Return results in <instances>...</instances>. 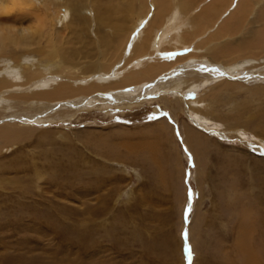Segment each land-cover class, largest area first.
Wrapping results in <instances>:
<instances>
[{"label":"rangeland","instance_id":"374dc122","mask_svg":"<svg viewBox=\"0 0 264 264\" xmlns=\"http://www.w3.org/2000/svg\"><path fill=\"white\" fill-rule=\"evenodd\" d=\"M129 1L100 0L109 11L97 5L99 13L92 7L83 12L89 27L80 26L82 31L65 25L70 16L56 23L60 11L51 4L49 14L43 9L48 16L39 39L26 11H16L12 23L0 21V34L14 39L0 47V78L5 69L20 68L45 78L55 74L58 83H89L100 78L95 68L102 64L107 72L123 49L121 61L87 95L22 103L20 97L38 88L16 76L5 78L0 132L11 137H0V264H244L243 245L264 264V52L243 50L232 56L239 58L233 64L204 53L203 46L212 43L203 44L205 38L228 18L227 10L213 28L201 32L194 24L198 35L185 48L159 50L153 57L172 64L164 72L121 86L126 72L113 81L115 70L125 67L133 38L154 13L147 0L146 20L130 31L135 14L126 9ZM200 1L186 10V22L216 0ZM100 12L109 23L98 24ZM188 27L182 37H189ZM126 29V35L112 37ZM249 30L217 40L215 48H238L262 26ZM55 31L59 55L49 59L47 35ZM112 38L109 55L118 57L106 63L101 42ZM224 64L238 68L227 71ZM88 66L94 70L84 75ZM196 109L204 120L200 128ZM228 131L230 139L221 135Z\"/></svg>","mask_w":264,"mask_h":264},{"label":"bare ground","instance_id":"6f19581e","mask_svg":"<svg viewBox=\"0 0 264 264\" xmlns=\"http://www.w3.org/2000/svg\"><path fill=\"white\" fill-rule=\"evenodd\" d=\"M59 1L60 0H0V21H1V23H4V24L12 23L17 18L15 16L16 11H26L29 13L26 15L27 18L31 17V19L32 20L34 19L35 23H36V30H35V32L32 31V35H35V37L37 36V39H39L43 35L42 28L46 24V20H47L46 17L50 13V5L51 4L53 6L55 5V8L58 9V12L60 11L58 19L56 18V21L55 20H53V21H55L56 23L63 24L64 22L66 23L67 17L70 16V18H72L71 22L69 21V23H66L65 25L69 26L70 23H73L74 24L73 25L74 31L76 29V26L79 29H81L78 31H82V29L85 28V27L80 28V26L84 25V26H86V29L89 27L88 26L89 20L87 19L88 17H85L83 15V12H85L86 10L91 11V10H89V9H91V7L94 10H96L98 13H99V9L96 7L97 5L100 8L104 7V11H107V10L109 11L108 5L105 6L103 4H100V0H94V2L89 3V4H87V2L89 0H63V2H61L60 4H59ZM150 1L152 2L153 8H154V13L152 15V18H150V15H149V19L147 20V24H146V29L144 31L140 32L139 34L135 35V37H134L135 39L133 38V40H134L132 43L133 47L131 48L132 49L131 53L133 55L131 56L130 59L128 58L127 64H124L125 67L121 70L120 69L115 70L116 74L113 75L112 79L114 81L116 76H119V75L121 76V75H123L122 72L123 73H124V71L126 72L123 75L122 79H119L120 80L119 83L121 84V86L126 87L130 84H137L139 81H145L148 79H152V78L156 77L157 75H159L161 72H164L172 64L168 63L167 61L161 60L160 57H157V59H156V57H153L157 54V52L159 50H163V51L164 50H170V52H171L172 50H176V49L178 50L180 48H185L187 45H189V43L192 42L191 41L192 37L193 36L197 37V35H198V34H194V31H192V28H194L193 27L194 24L199 25V30H201V32L205 28H207V29L213 28L214 24L217 23V19L219 20V17L221 16V14H224V12L227 10L229 11V14L231 13L230 15H227L228 18L225 21H222L221 25H219V26L217 25L216 29L213 30V33L210 36L205 38V42L203 41L204 42L203 44H205V45L208 42H212V43H210V47H208V46L204 47L203 46V50H205L204 53L206 55H208V54L211 55L214 60H218L219 57H223V56L227 57V58H229V61H230V63L229 62L228 63L233 64V63H235L236 59H239L236 57L242 56L241 54L238 55V53H243V50H248V52H252V54H253V52H255L254 54H259V55L261 52H264V10L261 12L259 17H256L252 21L248 20L249 15L254 11V9L256 10V9H258V7H261V5H263L262 4L263 0L262 1L261 0H237V3L235 2L234 5H233L234 0H216L215 3L210 5L208 7V9H205L202 13H201V11H199L200 15L196 16V18H194V21L189 20L188 22H186V20H188V16H187V13H185V12H186V10H189L192 6H194L196 4V2L198 3L199 0L198 1L197 0H150ZM150 1L147 2V0H130L128 2V4L126 5V9L129 12H132L135 14L132 25L129 28L130 31L131 30L133 31L136 28V24H138L139 22H142L143 19H144V21L146 20L145 18H147L146 16L150 10L149 9ZM203 1L204 0H201L200 2H203ZM32 2H34V3H32ZM37 2H39V4H40L39 6L35 5V3H37ZM34 8H36V9H34ZM32 9H34V10H32ZM43 9H44L45 13H48L45 16L44 15L42 16ZM100 15H101L100 17L99 16L97 17V19L99 21V23H98L99 25H102V24L104 25V19L107 23H109L108 17H105L104 15H102L101 12H100ZM21 16H23V15H21ZM52 19L53 18H51V20ZM85 19L88 21V23ZM55 22H54V24H55ZM258 23L260 26H262V30L260 32L256 31L255 35H253V37L251 36L252 37L251 40L249 38L250 35L248 33L249 41H246L241 46L238 45L239 46L238 48H236V47H235V49L234 48L231 49L232 47L226 48V47H224L225 45L224 46L221 45L222 46L221 48H219V47L215 48V44H218L217 40L226 39L227 37L230 39L231 36L233 37V35H235V34L237 36L240 33L245 35L247 32L250 31L249 30L250 27L254 28V26H256V24H258ZM187 24L189 26L188 28H190V30H191L190 33L188 34L189 37H186V36L182 37V34H183L182 32L185 30L184 25L187 26ZM68 28H70V27H68ZM26 30H28V29H26ZM127 31H128V29H126V31L123 32V34L122 33L116 34L115 36H114L115 33H113L112 37L126 35ZM23 32H25V31H23ZM80 35L81 34H79L77 37H79ZM47 36H48L47 45H45L46 50L48 52L47 55L51 56V57H49V59H54L55 57H58V55H59V52L57 49V41L59 39V35L55 31V32L49 33ZM47 36H45V37H47ZM85 36H87V35H85ZM103 37H105V38L103 39ZM107 38H108V34L102 36L103 40H105ZM243 38H244V36H243ZM119 39H121V38H119ZM103 40H100V41H103ZM231 40L230 41L228 40V41L231 42ZM114 41H115V39L113 40V38H112L110 43H109V41L101 42L105 46L104 52H102V57L103 58L106 57L105 58L106 61L109 60L106 63H110L113 57L114 58L116 56L118 57V54L114 53V52H112L109 55V53H110L109 51H111L113 49ZM122 41H123V39H121V42ZM6 42H14V39H12L9 36V33L0 34V47H3L6 44ZM239 42H241V41H239ZM151 43L153 46L150 47ZM201 44H202V42H200L198 44V47H200ZM228 44H230V43H227L226 45H228ZM25 45H27V44H25ZM60 45H62V44H60ZM61 48H62V46H61ZM212 49H214L216 51V52H214L215 53L214 56L211 53ZM19 52H21V51H19ZM81 52H82V50H81ZM122 52H123V49L120 50V57H118L116 60H113V63L117 64L119 61H121V57L123 56L121 54ZM38 53H40V52H38ZM235 54H236V57H232ZM108 55H109V57H107ZM259 55H254L252 57L255 58L256 56H259ZM60 57H61V55H60ZM188 57L199 60L200 58L205 57V55H201V56L190 55ZM243 57H244V55H243ZM6 58L7 57H5V59ZM8 58H9V56H8ZM31 58H32V56H31ZM257 58H259V57H256V59ZM260 58H263V57H260ZM45 59H47V58H45ZM181 59H182V61H184L187 59V57H184ZM221 62H222V60H221ZM221 62H219V63L221 64ZM113 63H112L113 66H110L109 70L107 72L102 69L103 66H105V65H102V64H101V66L98 65L97 68H95L96 69L95 74L97 73L100 78H98L94 81H91L89 83H85L86 82L85 80H83V81L78 80L81 82L80 84L74 83V81H72L71 79L67 80V83H61V82L58 83L56 81V77H54L55 74L53 76H51L50 78H45L41 75L39 76L35 72L30 71L29 69L20 70V68H17L15 70L14 68H8V69L4 70V73L6 76L3 78H0V92L4 89V87H7V85H8L5 78L7 77V78L12 79L13 76H16L19 81L21 80V82H23L22 79L25 81L23 84L24 86L26 84L31 83V85H33L34 88H38V91H34V93H32L30 95H25V96L23 95V97H20V99H18V100L21 101L22 103L23 102H25V103L29 102L30 100H36V102L37 101L39 102L40 100L55 101L58 99L71 97L79 91L83 92L85 95H87L88 93L90 94L91 91L95 90L94 87L100 85V82H102L101 80L106 78L105 74L108 75L107 73L110 72L112 70V68L115 66V64H113ZM206 63H208V61H206ZM55 64H57V63H55ZM225 64H224V67H225V70H227V71L234 72L237 70L236 68H238L235 65L231 69V68L227 67L228 65L225 66ZM107 67H108V65H107ZM87 68H89V66ZM93 68L94 67H92V69ZM125 68H128L127 71ZM92 69L91 70H90V68H89V70L86 69L87 71L84 70L86 73H84L83 71H82V73L84 75L90 74V73H92ZM188 69H190V68H188ZM184 70L185 69H183L182 71H184ZM190 70H194V69H190ZM185 71H187V70H185ZM206 71H209V70H206ZM217 72H218V70H217ZM85 79H88V77ZM18 80H16V81H18ZM91 80H93V79H91ZM207 80H208L207 78H204L203 80H201L202 84L205 83ZM209 80H210V78H209ZM54 82H57V83L54 84ZM103 82H104V80H103ZM51 84H54L53 85L54 87L50 89V86H52ZM20 85L22 86L21 83H20ZM223 85H225V82L223 83ZM10 86L12 87V85H10ZM73 86H75V88H73ZM76 87H78V88H76ZM231 87H229V88L231 89ZM97 89L99 90L101 88H97ZM226 89L228 90L227 87H226ZM195 103L197 104L198 102L196 101ZM202 105H203V103H202ZM196 112H197L196 117H195L197 119L196 126L200 128L199 124L202 121V119L200 117L202 115L199 114L200 112L198 110ZM232 132L228 131L225 134H221V135L226 137L228 135V133L230 134ZM235 133L237 135L242 134L239 130H235ZM13 135H15V134H13ZM0 137H2L3 139H7V138L10 139L11 135L8 134V132L7 133L6 132H0ZM16 137H17V134H16ZM186 137H188V135ZM260 143H262V142H260ZM261 145L264 146V143H262ZM245 247L246 246L243 245L241 249L239 248V252L241 253L242 258H244V260H245V261H243V263L244 264H257L255 261L257 257L255 255L251 256L250 253L248 252L249 249H247Z\"/></svg>","mask_w":264,"mask_h":264},{"label":"snow or ice","instance_id":"6c2138e0","mask_svg":"<svg viewBox=\"0 0 264 264\" xmlns=\"http://www.w3.org/2000/svg\"><path fill=\"white\" fill-rule=\"evenodd\" d=\"M191 255L190 251H189V256Z\"/></svg>","mask_w":264,"mask_h":264}]
</instances>
